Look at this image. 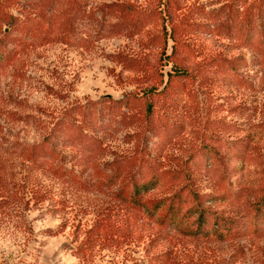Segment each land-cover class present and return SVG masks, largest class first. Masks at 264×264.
Returning a JSON list of instances; mask_svg holds the SVG:
<instances>
[{
    "label": "rangeland",
    "instance_id": "obj_1",
    "mask_svg": "<svg viewBox=\"0 0 264 264\" xmlns=\"http://www.w3.org/2000/svg\"><path fill=\"white\" fill-rule=\"evenodd\" d=\"M31 1L0 0V11L21 17ZM228 1L181 0V12H201L191 22L207 28L187 34L182 32L186 24L176 21V55L167 0H134L140 9L162 14L141 34L106 38L89 49L49 44L0 73V264H264V237L196 240L130 205L119 183L101 188L115 161L145 153L166 171L148 199L169 197L189 185L205 196L206 208L243 223L251 203L264 196V70L255 66L260 56L207 30ZM119 2L128 0H92V8ZM239 59L246 62L243 68L236 65ZM223 60L235 61L242 80L217 66ZM179 68L189 77H176ZM153 88L157 115L149 128L168 132L165 144L144 122L118 132H90L102 144L92 165H82L75 151L60 147L64 165L90 187L30 170L16 157L18 145L39 142L59 118L79 124V109L86 105L99 108L104 99L142 96ZM241 141L248 149L245 158L226 163L222 178L193 170L198 149L225 154V144ZM180 170H187L189 178L173 181Z\"/></svg>",
    "mask_w": 264,
    "mask_h": 264
},
{
    "label": "trees",
    "instance_id": "obj_2",
    "mask_svg": "<svg viewBox=\"0 0 264 264\" xmlns=\"http://www.w3.org/2000/svg\"><path fill=\"white\" fill-rule=\"evenodd\" d=\"M180 2L181 0H167L165 3L167 19L172 26L171 39L174 41L175 55L180 42L176 21L183 26L186 24V29L182 32L187 34L199 32L197 27L207 28L203 24L191 22L195 14L201 15V12L191 9L185 15L178 8ZM26 8L29 9H23L21 17L2 14L0 11V73L33 49L53 43L89 49L94 42L106 38L121 35L133 38L159 16L162 17L159 10L140 9L134 0L105 4L96 9L92 8V0H32ZM97 11L101 16L97 15ZM213 18L215 22L212 28L208 27V33L228 36L242 47L252 50L260 56L255 66L264 70V0H229L216 10ZM240 62L236 64L235 61L223 60L217 66L225 69L228 77L242 80L233 68L234 64L240 68L246 65V62ZM139 65L137 63L131 66ZM175 76L189 77L188 72L182 68L176 71ZM156 96L157 91L153 88L142 96L125 95L119 100L104 99L99 108L96 103L86 105L79 109L83 116L79 124L70 119L59 118L39 142L18 145L16 157L21 158L30 170L48 173L64 183L81 188L90 187L82 175L64 165L65 157L61 154L60 147L71 148L82 165L87 166L94 163L102 148L101 141L90 132H118L123 127H143L142 123L146 122L147 129L159 137L160 143L166 141L168 132L161 133L160 129L149 128L157 115ZM243 142L236 143L238 146L225 144V154L211 147L198 149L192 157L193 170L208 176L213 174L223 177L226 163L245 158L248 149ZM157 166L158 162L145 153L122 157L115 161L113 173L107 176L101 188L119 183V192L130 205L155 217L161 226L182 230L196 240L226 242L248 237L249 234L264 237V196L251 203L250 215L243 223L225 219L206 208V202L202 200L205 196L201 197L189 190V185L182 186L169 197L148 199L147 195L161 186L166 175V171ZM183 176L189 178L187 170L175 172L172 180H181Z\"/></svg>",
    "mask_w": 264,
    "mask_h": 264
}]
</instances>
